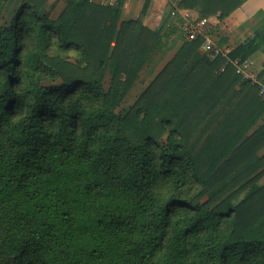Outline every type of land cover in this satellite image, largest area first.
<instances>
[{
    "label": "trees",
    "instance_id": "obj_1",
    "mask_svg": "<svg viewBox=\"0 0 264 264\" xmlns=\"http://www.w3.org/2000/svg\"><path fill=\"white\" fill-rule=\"evenodd\" d=\"M49 1L0 0V264H264V65L254 83L188 40L125 110L168 43L151 0L136 21ZM260 50L264 28L229 60Z\"/></svg>",
    "mask_w": 264,
    "mask_h": 264
},
{
    "label": "crops",
    "instance_id": "obj_2",
    "mask_svg": "<svg viewBox=\"0 0 264 264\" xmlns=\"http://www.w3.org/2000/svg\"><path fill=\"white\" fill-rule=\"evenodd\" d=\"M114 1L91 0V2L99 5L112 4ZM13 2L20 3L21 0H13ZM181 2L182 0H151L150 7L144 18L143 22L150 30L156 32L163 28L168 40L166 48L156 55L151 65L144 69L153 72L160 65L153 79L176 55L182 45L188 41L187 30L197 25L202 19L210 21V34L214 43L231 51L246 42L257 31L264 28V0H246L238 9L223 18V20H220L219 14L202 18L197 8H180L179 4ZM144 3L145 0H126L122 9L121 21L138 20ZM67 4L68 0H50L47 7L50 9V6H53L51 17L53 19L58 18ZM190 4H193V2ZM200 51L202 54L208 55L203 48ZM248 63L249 74L257 80L263 70L264 51L260 50L252 55ZM263 122L264 118L260 123Z\"/></svg>",
    "mask_w": 264,
    "mask_h": 264
},
{
    "label": "built area",
    "instance_id": "obj_3",
    "mask_svg": "<svg viewBox=\"0 0 264 264\" xmlns=\"http://www.w3.org/2000/svg\"><path fill=\"white\" fill-rule=\"evenodd\" d=\"M187 32L189 41L195 40L198 37L203 38L204 42L202 48L209 55V57H211L212 59L216 57H223L227 59L235 65L237 73L241 75L243 79L251 80L254 83H257V80H255L253 76L248 72V61H245L242 64L238 63L237 61L232 62L231 60H229V54L231 53V50L220 47L214 43L213 39L211 38V24L208 19H202L197 25L189 28ZM261 94L264 95V85H261Z\"/></svg>",
    "mask_w": 264,
    "mask_h": 264
},
{
    "label": "rangeland",
    "instance_id": "obj_4",
    "mask_svg": "<svg viewBox=\"0 0 264 264\" xmlns=\"http://www.w3.org/2000/svg\"><path fill=\"white\" fill-rule=\"evenodd\" d=\"M10 18V15L8 12L3 13L2 18L0 19V22L2 24L6 23L7 20ZM160 65L155 68L153 72H149L148 70H143V72L140 74L139 79L137 80L134 88H132L129 96L125 100V103L123 104L122 108L127 110L138 98V96L141 94V92L150 84V82L153 80V77L155 73L159 70ZM52 83H45V86H50ZM107 87V86H106ZM107 89V88H105ZM120 111V110H119ZM126 112V111H124Z\"/></svg>",
    "mask_w": 264,
    "mask_h": 264
}]
</instances>
